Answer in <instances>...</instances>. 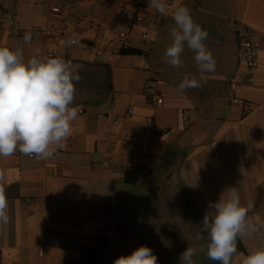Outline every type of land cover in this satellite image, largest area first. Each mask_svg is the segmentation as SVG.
Returning <instances> with one entry per match:
<instances>
[{
    "label": "crops",
    "instance_id": "1",
    "mask_svg": "<svg viewBox=\"0 0 264 264\" xmlns=\"http://www.w3.org/2000/svg\"><path fill=\"white\" fill-rule=\"evenodd\" d=\"M196 1L166 0L164 14L148 5L128 28L139 0H0V47L21 48L25 59L39 48L70 61L78 73L96 69L103 81L108 67L112 86L109 98L76 104L72 134L52 158L19 150L0 156L9 216L0 224V264H103L117 236L101 244L97 230L109 226L117 233L120 217L142 210L172 183L200 227L208 204L235 187L242 204L253 203L249 218L260 230L237 239L232 264L264 247V0H215L231 9L226 17L236 26L238 67L228 95L212 97L209 107L178 92L157 65L173 11L191 10ZM50 24L54 32L69 25L76 45L46 39L42 31ZM21 31L32 33L29 42ZM247 34L255 44L252 71L240 52ZM150 89L161 96L156 105L148 100ZM233 97L250 102L252 111L242 115ZM138 169L142 175L121 180Z\"/></svg>",
    "mask_w": 264,
    "mask_h": 264
},
{
    "label": "clouds",
    "instance_id": "2",
    "mask_svg": "<svg viewBox=\"0 0 264 264\" xmlns=\"http://www.w3.org/2000/svg\"><path fill=\"white\" fill-rule=\"evenodd\" d=\"M157 12L167 10L166 0H148ZM174 27L170 29L171 43L167 46L164 62L174 68L182 67L181 55L185 48L191 51L200 73L185 75L177 91L200 87L206 82L205 73L215 71L216 62L204 43L208 32L193 20L187 6H177L172 13ZM23 39L31 40L26 32ZM66 45L74 41L70 38ZM78 70L63 57L44 56L40 49L25 59L23 49L0 47V156H12L19 150L38 159H50L72 134V124L78 117V106L73 104L79 82ZM3 173H0L2 177ZM253 203L242 204L238 190L228 188L226 197L220 196L208 204L197 241L207 233L208 259L219 264H232L237 252V239L252 237L260 228L249 218ZM8 200L0 186V224L9 223ZM196 247L187 246L179 259L181 264H197ZM243 255V254H242ZM113 264H158L152 249L140 245L128 255L114 259ZM239 264H264V247L243 255Z\"/></svg>",
    "mask_w": 264,
    "mask_h": 264
},
{
    "label": "rangeland",
    "instance_id": "3",
    "mask_svg": "<svg viewBox=\"0 0 264 264\" xmlns=\"http://www.w3.org/2000/svg\"><path fill=\"white\" fill-rule=\"evenodd\" d=\"M230 11L231 9L218 7L215 0H198L190 10L195 23L208 32L204 43L211 50L216 62L215 71L205 73L206 82L201 83L200 87L185 90L192 96H198L205 107H209L212 97L215 99L228 95V87L237 71L239 41H236V26L231 25L226 17V13L230 14ZM172 27L173 20L167 29L169 33ZM170 43L171 38L163 44L162 51L158 52L160 55L157 65L162 78L176 85L180 84L185 75L190 74L199 79L200 73L192 58L194 54L187 48L181 55L182 67L174 68L164 62V53ZM78 74L80 80L75 83V106L77 103L109 98L110 83L107 78L103 81L102 74L96 69L86 68ZM158 192L160 195L148 199L142 210L131 211V214L127 213L119 218L117 224L120 229L117 233L114 232L117 241H110L112 248L106 252L109 259L102 262L103 264H113L115 258L130 254L140 245L152 249L158 264H181L179 257L187 246L196 247L197 255L194 259L197 264H211L206 255L208 240L206 236L203 240H196L200 225L197 218L189 213L185 198L178 196L179 192L173 183Z\"/></svg>",
    "mask_w": 264,
    "mask_h": 264
},
{
    "label": "built area",
    "instance_id": "4",
    "mask_svg": "<svg viewBox=\"0 0 264 264\" xmlns=\"http://www.w3.org/2000/svg\"><path fill=\"white\" fill-rule=\"evenodd\" d=\"M72 1H75V0H72ZM98 4L99 3L96 1L94 3V6L96 7ZM148 5H149L148 0H139L138 4L136 5L135 12L128 18V21H127L128 28L136 25L139 21H141L143 19ZM51 11L57 12L58 9L56 7H52ZM82 18H83V16L79 15L78 19L82 20ZM42 32H43V35L45 36L46 39L52 41L58 47H69V46L76 45V40H75L74 36L72 35V30H71V27L69 25L62 28L59 32H54L53 28L50 24V26L48 28H46L45 30H43ZM18 34L24 35L25 33L21 31ZM31 38H32V33H31ZM70 38L74 41V43L71 45H66L65 42ZM240 52H241V59L245 63V65L247 66V69L249 71H252L256 66L255 44L252 41V39L250 38L249 34L244 35L242 37L241 51ZM148 100H149L150 104L156 105L161 100V96H160V94H158V92L156 90L150 89L148 92ZM232 103L235 106H238L240 108L242 115H247L248 113H250L252 111V104L246 100H243V99L238 98V97H233ZM148 123L150 125L155 124L153 120H148ZM107 163L108 162L104 161L103 165L107 166ZM142 174H143L142 169L124 172L121 176V180L122 181H131L135 177L140 176ZM113 237H114V231L109 226L98 229L96 232V238L100 241L101 244H105V245L109 244Z\"/></svg>",
    "mask_w": 264,
    "mask_h": 264
},
{
    "label": "trees",
    "instance_id": "5",
    "mask_svg": "<svg viewBox=\"0 0 264 264\" xmlns=\"http://www.w3.org/2000/svg\"><path fill=\"white\" fill-rule=\"evenodd\" d=\"M120 52H122V53H128V52L140 53L137 50H130V49H126V50L121 49ZM106 78H107L108 82L110 83V84H108V89L111 91L112 90V86H111V82H110L111 73H110V70L108 67L106 70ZM238 245L239 244H237V247H238ZM212 262H213V264H219V262H217V261H212Z\"/></svg>",
    "mask_w": 264,
    "mask_h": 264
}]
</instances>
